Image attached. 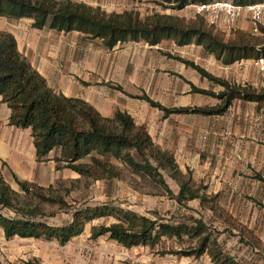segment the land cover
<instances>
[{
	"label": "rangeland",
	"instance_id": "obj_1",
	"mask_svg": "<svg viewBox=\"0 0 264 264\" xmlns=\"http://www.w3.org/2000/svg\"><path fill=\"white\" fill-rule=\"evenodd\" d=\"M73 1L90 3L108 13L134 11L142 18L161 13L191 21L198 16L191 7L194 3L178 10L170 5L164 8L155 0ZM32 23L31 19L0 17V31L12 32L18 38L22 56L37 69H42L43 64L52 92L61 94L57 88L62 76H69L70 68L77 64L80 78L76 76L73 81L78 82L79 94L97 106L107 107L108 102L100 97L108 101L123 96L116 86L95 83L98 79L93 74L98 70L110 74L113 84L119 88L123 84L134 93L119 99L126 110L138 125L146 128L157 147L176 157L180 177L190 179L193 187L207 195L208 202L203 206L199 201L179 205L168 192L170 189L177 194L179 183L168 171H160L164 181L161 184L111 156L99 159L110 165L117 177H112L110 170L95 166L91 158L77 163L79 169L70 168L60 159L61 150L38 160L33 151V130L13 129L1 111L0 118H5L0 121V172L16 193L13 207L2 213L9 218H27L21 210L38 209L42 215L36 220L63 226L80 209L109 204L170 223L191 224L197 218L207 224L214 246L225 255L243 264H264V106L235 102L224 116L173 114L165 118L162 111L133 98L147 95L167 108H212L221 104L218 98L194 93L190 84L216 94L222 91L219 85L167 55L192 61L211 74L230 78L233 85L259 93L264 91V73L256 69L258 72L253 75V71L238 63L222 66L197 45L178 47L168 40L158 46L159 50L141 44L143 48L137 50L120 45L109 51L102 42L88 40L79 33L39 31ZM253 27L241 19L233 30L213 29L226 42L240 35L248 40L264 39V29L254 33ZM65 86L70 88L67 81ZM108 127L112 129L111 125ZM133 155L140 161L135 152ZM113 222L114 218L106 217L90 223L82 236L65 246L44 239L8 240L0 230V264H215L209 255L198 259L181 254L195 246L196 240L187 237H164L155 248L128 250L107 237L91 238L94 225Z\"/></svg>",
	"mask_w": 264,
	"mask_h": 264
},
{
	"label": "trees",
	"instance_id": "obj_2",
	"mask_svg": "<svg viewBox=\"0 0 264 264\" xmlns=\"http://www.w3.org/2000/svg\"><path fill=\"white\" fill-rule=\"evenodd\" d=\"M164 8L166 5L181 10L191 3H206L213 0H155ZM236 4L248 5L263 0H231ZM0 17L16 20L31 19L37 30L49 29L58 33L78 32L89 40H99L108 50L129 41L144 42L158 46L163 41H174L178 47L190 44L203 47L224 65L230 66L247 59L257 60L264 56V39L254 40L240 35L234 41L226 42L206 20L197 16L196 20L161 13H152L144 18L134 11L108 13L99 7L71 0H0ZM261 46V47H258ZM195 70L202 77L223 88L219 94L200 89L190 84L197 94L212 96L221 104L212 108H167L147 95L133 97L148 102L152 107L165 113L198 114L222 116L228 112L235 100L255 102L264 105V91L246 89L216 77L192 61L167 55ZM119 90L122 91L121 88ZM0 96L11 109L10 125L33 130L36 158L43 160L55 150H61V160L68 166L79 169L77 163L91 158L99 168L110 170V165L99 158L111 156L123 161L135 172H143L164 184L160 171H168L178 181L179 192H168L179 205L198 202L205 205L207 195L191 185L190 179L180 177L175 157L157 147L144 126H137L132 116L116 112L114 118L104 119L92 106L81 99L69 98L52 92L46 79L38 73L18 50L14 35L0 31ZM112 126L109 129L108 125ZM137 154L140 161L133 155ZM84 168V167H82ZM27 190L25 185H21ZM16 193L4 180L0 172V230L6 239L13 238L56 241L62 246L71 243L84 234L86 227L95 220L114 218L110 225L92 228L91 238L108 236L125 249L136 247L155 248L162 239L196 240L195 246L182 251L185 257L201 258L209 255L215 264H243L225 255L212 241V234L202 219L170 223L163 219H150L133 211L117 208L109 204L80 209L72 215L69 223L52 226L36 220L42 214L38 209L21 210L27 218H9L2 210L13 207ZM64 204L62 201H60Z\"/></svg>",
	"mask_w": 264,
	"mask_h": 264
},
{
	"label": "crops",
	"instance_id": "obj_3",
	"mask_svg": "<svg viewBox=\"0 0 264 264\" xmlns=\"http://www.w3.org/2000/svg\"><path fill=\"white\" fill-rule=\"evenodd\" d=\"M71 1H73V0H71ZM73 2H76V1H73ZM78 3H83V2H78ZM84 4H87V5H90V6H92V4H90V3H87V2H84ZM93 7H94V5H93ZM37 30V29H36ZM44 30H46V29H44ZM49 30V29H48ZM4 31V30H3ZM39 31H43V30H39ZM50 31H53V30H50ZM7 32H9V31H7ZM54 32H56V31H54ZM9 33H11L12 35H14L12 32H9ZM56 33H58V32H56ZM74 33V32H73ZM75 33H78V32H75ZM65 34V33H64ZM70 34V33H69ZM80 35H82V36H84L83 34H81V33H79ZM15 36V35H14ZM85 37V36H84ZM15 38H16V40H17V43H18V50H19V52L22 54V52L20 51V48H19V42H18V38L15 36ZM86 38V37H85ZM86 39H88V38H86ZM89 40V39H88ZM93 41H99V40H93ZM101 42V41H100ZM141 44H145L144 46L145 47H148V48H151V49H157V50H159L160 49V47H158V46H150V45H148V44H146V43H144V42H135V41H129V42H127V43H125V44H123V46H126V45H129V47H134V49L135 50H137L138 49V47H141ZM103 45V44H102ZM194 46L195 44H190V45H188V46H186V47H189V46ZM104 47V46H103ZM198 48H200L201 46H197ZM105 48V47H104ZM117 48V47H116ZM116 48H114L113 50H109V51H114ZM141 48H143V47H141ZM106 49V48H105ZM106 50H108V49H106ZM129 55V54H128ZM128 55H126L125 56V58L128 56ZM137 55H139V54H137ZM209 55H211V54H209ZM135 56V55H134ZM211 56H213V57H215L214 55H211ZM26 59H27V57L26 56H24ZM215 60L217 61V63H219V64H222V66H225V67H232V65H230V66H227V65H224L221 61H219V60H217L216 59V57H215ZM27 61L32 65V67L38 72V73H40L46 80H47V76L45 75V69H44V67H43V64H42V69H41V67L40 68H36V66H35V64H33V63H31L32 61H29L28 59H27ZM254 61L255 60H253V59H247V60H243V61H241V62H238V64H239V66L240 67H245V68H247L246 70H248V69H250V71H253V75H254V73L256 74L258 71H256V66H255V64H254ZM45 65V64H44ZM121 65V64H120ZM70 72H71V74L68 76V75H66V77L64 78V76H62V78H61V80H60V82H59V85H58V90H59V92L61 93V94H63L64 96H66V97H69V98H77V99H81V100H83L84 102H86L88 105H90V106H92L93 108H95L100 114H101V116L103 117V118H108V119H112V118H114V116H115V114H116V112H118V111H120V112H123V113H127V114H129L130 116H132L130 113H129V111L128 110H126V106H123V103L124 102H122L121 100H119V99H122V98H125L124 96H131L130 94H134L133 92H132V90H127V88L123 85V84H121V86H122V91L121 90H119V87H118V85H115V84H113V78L111 77V75L110 74H107L106 72H104L103 74L101 73V72H98V71H94V74H93V76H97V79L98 80H95V83H99V84H107V85H113V86H116L118 89V91H119V93L120 94H122V98L121 97H117V98H119V99H117V100H112V98L110 99V98H108V101L106 100V99H104L103 97H100V98H102L103 99V101H106V102H108V105H107V107H101V106H97V105H95V104H93V103H91V102H89L88 100H86L85 98H83V96H81L80 94H79V91H80V88H77L78 87V82H74L73 81V79H75V77L77 76V77H79L80 75H79V68H78V66H77V64L73 67V68H70ZM206 70V69H205ZM207 71V70H206ZM212 75H214V76H216V77H219V78H221V79H224V80H227L228 82H230V78H228V77H225L224 75H215V74H212ZM80 78V77H79ZM102 78V79H101ZM107 79H108V81H107ZM208 80V79H207ZM66 81H67V83H69V85H70V88L69 89H65L66 88V86L64 87V83L66 84ZM209 81V80H208ZM110 82V83H109ZM210 82V81H209ZM112 83V84H111ZM75 88H77V90L75 89ZM124 88V89H123ZM222 88V87H221ZM128 92V93H126V92ZM222 91H223V88H222ZM128 94V95H127ZM123 100V99H122ZM157 102V101H156ZM235 102H247V101H244V100H235L234 102H233V104H232V106L235 104ZM148 103V102H147ZM248 103H255V102H248ZM149 104V103H148ZM255 104H257V103H255ZM150 105V104H149ZM163 105V104H162ZM258 105V104H257ZM151 106V105H150ZM164 106V105H163ZM231 106V107H232ZM264 106V105H263ZM152 107V106H151ZM230 107V108H231ZM154 108V107H153ZM155 109H157V108H155ZM159 110V109H158ZM2 111V113L3 114H5L6 115V118H7V122L9 123V121H10V116H11V109L9 108V106L6 104V103H4L3 102V98L0 96V112ZM161 111V110H160ZM163 112V111H162ZM164 113V112H163ZM164 115H165V113H164ZM173 115V114H172ZM172 115H170V116H172ZM225 115V114H224ZM224 115H222V116H224ZM170 116H168V117H166L165 116V118H169ZM4 118L5 117H1L0 118V121H4ZM132 118L134 119V117L132 116ZM134 121H135V119H134ZM135 123H136V121H135ZM136 125L137 126H140V125H138L137 123H136ZM10 127H12L13 129H16V130H23V129H20V128H16V127H14V126H10ZM148 132V131H147ZM149 133V132H148ZM2 134V133H1ZM150 134V133H149ZM150 136H151V134H150ZM152 137V136H151ZM152 140H153V138H152ZM0 145H2V141L0 140ZM33 151H34V156H35V158H36V154H35V148H34V143H33ZM169 152V151H168ZM52 153V152H51ZM50 153V154H51ZM172 154V153H171ZM173 155V154H172ZM174 156V155H173ZM175 157V156H174ZM37 159V158H36ZM175 160H176V157H175ZM176 163H177V160H176ZM98 220H101V219H98ZM98 220H95V221H93L92 223H94V222H96V221H98ZM96 225H94L93 227H95ZM92 227V228H93ZM91 231H92V229H91ZM104 237H107L108 239H109V237L108 236H102V237H100V238H98V239H94V240H99V239H101V238H104ZM111 240V239H110ZM113 242H115V241H113ZM141 247V246H140ZM122 248H124V247H122ZM137 248V247H136ZM132 249H134V248H132ZM126 250H128V249H126Z\"/></svg>",
	"mask_w": 264,
	"mask_h": 264
},
{
	"label": "built area",
	"instance_id": "obj_4",
	"mask_svg": "<svg viewBox=\"0 0 264 264\" xmlns=\"http://www.w3.org/2000/svg\"><path fill=\"white\" fill-rule=\"evenodd\" d=\"M195 13L204 18L211 28L233 30L241 19L253 24L254 33L264 29V0L254 4L240 5L230 0H213L191 5ZM257 70L264 73V56L254 61Z\"/></svg>",
	"mask_w": 264,
	"mask_h": 264
}]
</instances>
